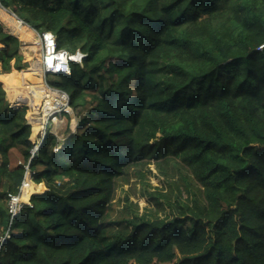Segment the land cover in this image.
Instances as JSON below:
<instances>
[{"label": "trees", "instance_id": "16d2710c", "mask_svg": "<svg viewBox=\"0 0 264 264\" xmlns=\"http://www.w3.org/2000/svg\"><path fill=\"white\" fill-rule=\"evenodd\" d=\"M0 1L86 54L50 84L91 104L56 150L48 133L32 154L18 98L38 112L42 92L0 82V264H264V0ZM25 67L0 22V74ZM150 164L170 192L145 193L171 215H131L128 197L114 215L119 181L144 184Z\"/></svg>", "mask_w": 264, "mask_h": 264}, {"label": "built area", "instance_id": "2783aa9c", "mask_svg": "<svg viewBox=\"0 0 264 264\" xmlns=\"http://www.w3.org/2000/svg\"><path fill=\"white\" fill-rule=\"evenodd\" d=\"M0 9L7 11L10 15L20 21L22 25L34 33L40 51L38 63L44 76L47 74H70L72 63H82L83 58L86 56V54L82 51L77 50L75 53H72L66 49L58 48L54 33L51 31H39L35 29L20 19L13 11L3 6L1 1ZM30 64L31 66L33 65V63ZM46 86L49 89V91L46 93L51 97V103L44 101L40 109H38V112L37 110H32L26 105L28 108H30L29 114L27 115V120H30L29 123L33 124L31 120L35 114L38 115L37 119L39 120V127L36 131L35 140H33L35 146L32 149V154L36 153L39 145L42 143L48 133H53L57 136L58 132L55 128L64 122L65 115H72L74 110L71 105L70 95L65 90L51 86L49 83L46 84ZM66 138L67 137L60 139L55 145L54 150H56L60 143ZM25 168L27 171L18 191L16 193L8 194L7 206L11 220L20 212L31 191V182L28 178V173L30 171L29 164H26ZM5 236H8V233H6ZM5 236L0 239L1 242L5 239Z\"/></svg>", "mask_w": 264, "mask_h": 264}, {"label": "rangeland", "instance_id": "374dc122", "mask_svg": "<svg viewBox=\"0 0 264 264\" xmlns=\"http://www.w3.org/2000/svg\"><path fill=\"white\" fill-rule=\"evenodd\" d=\"M13 20H15L20 25H22L20 23V21H17L16 18ZM0 22L2 23L1 20H0ZM3 26H4L5 30H7V31L11 30L9 28H6L4 24H3ZM22 26L24 28H26L24 25H22ZM30 31H28V32L32 35V39H33V37H35L34 33L32 31L31 32ZM17 37L20 40V52L23 54L24 61L27 63V67H25L23 70L27 71V72H24L23 75H19L16 79L10 78V81H11V83L16 84L20 80L25 79V80L33 83L35 88L37 89V91L42 92L43 97L42 98L40 97V101H42V103H43L44 101H46L49 98V96L46 93L49 91L46 84H48V83L50 84V81L57 80V76H55L54 74H52V75L47 74L46 76H44V75L41 76L37 72H35V75H33L31 73L29 74L28 72H29V68L31 66L30 63H33L34 60H37V61L39 60L40 51L37 52V48L35 46H32L31 47L32 51L30 53L27 52L25 54V50L22 47L23 40L20 37V35ZM0 80H2V79L0 78ZM18 102H20L24 105H27L32 109V106L29 103L23 102L19 98H18ZM90 110H91L90 102H88V104H86L84 106L74 108L72 115H69V116L65 115V117H67V118H64V122L62 124H59L55 128L56 131L59 133L60 136H61V130L63 131L64 135H67V136L70 135L71 133L75 132L77 129V126L72 127L71 124L74 125L75 122L76 123L80 122L85 116L88 115ZM68 119H69V122H68ZM29 122H30V120H28V123ZM31 122H32V120H31ZM34 129H35V126L33 124L32 125V134H31L32 140H35V137H36V131ZM67 136H65V137H67ZM10 158H11V166L12 167H14L17 164H20L22 162L21 154L18 150H12L10 153ZM142 172L145 176L144 177V184H143V182L141 183V181H140L141 178L136 177L134 175H131V177L129 178V182L119 181V185H118L117 192H116V197L114 200V208H115L114 215H116V216H117V214L119 215V211L121 209H123V207L126 203V201H125L126 197H128L129 201H131L132 203L138 204V208H135L134 206L132 207L131 215H140L141 216L142 214H144L149 218H153L155 216L165 218L166 216L171 215L168 211V208L166 210H164V209H159L157 206H155L153 204V202H151L148 199V197L145 193L146 189H149L153 192L157 190L158 192L169 193L170 187H169L168 182L164 179L163 176H161L159 174V172L156 169L154 164H150L149 167L142 168ZM183 196L186 197L187 193L184 192Z\"/></svg>", "mask_w": 264, "mask_h": 264}, {"label": "bare ground", "instance_id": "6f19581e", "mask_svg": "<svg viewBox=\"0 0 264 264\" xmlns=\"http://www.w3.org/2000/svg\"><path fill=\"white\" fill-rule=\"evenodd\" d=\"M12 18L15 19L7 11L0 9V19H1L2 23L5 25V27L13 30L15 33L19 34L20 37L22 38V40H23L22 47L25 50V54L27 52L30 53L32 51V49H31L32 46H35L37 48V52H38L39 51V45L37 44V40L35 39V37H33V39H32V35L28 32L30 30L28 28H24L22 25H20L18 22H16ZM35 72L39 73L41 76L43 75V72L40 69L39 63L37 60H34L33 65L30 66V68H29V73L34 75ZM1 76L7 80V81H5L6 83H11L9 77L3 76V75H1ZM42 97H43V95L41 94V98ZM46 102L51 103V97L50 96L46 100Z\"/></svg>", "mask_w": 264, "mask_h": 264}, {"label": "crops", "instance_id": "0c3cea01", "mask_svg": "<svg viewBox=\"0 0 264 264\" xmlns=\"http://www.w3.org/2000/svg\"><path fill=\"white\" fill-rule=\"evenodd\" d=\"M24 72H27V71H24L23 70V72H22V74L21 75H23L24 74ZM29 73V72H28ZM30 74V73H29ZM1 76V75H0ZM2 80H0V82H5V81H7L6 79H4V78H1ZM6 83V82H5ZM69 116V115H68ZM65 118H67V117H65ZM68 122H69V119H68ZM78 124H79V122H75V124L73 125V124H71V126L73 127H75V126H78ZM31 125H33V124H31ZM35 130V129H34ZM65 136H67V135H64V133H63V131L61 130V136L59 135V133L57 134V138H58V142H59V140L60 139H62V138H64ZM69 136V135H68ZM67 136V137H68Z\"/></svg>", "mask_w": 264, "mask_h": 264}, {"label": "water", "instance_id": "95a60500", "mask_svg": "<svg viewBox=\"0 0 264 264\" xmlns=\"http://www.w3.org/2000/svg\"><path fill=\"white\" fill-rule=\"evenodd\" d=\"M10 32H12L13 34H15L16 36H19L17 33H15L13 30H10Z\"/></svg>", "mask_w": 264, "mask_h": 264}]
</instances>
